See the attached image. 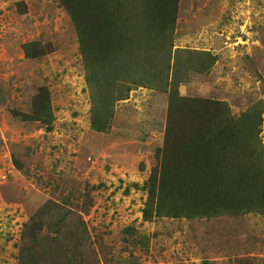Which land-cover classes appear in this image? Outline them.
I'll return each mask as SVG.
<instances>
[{
  "label": "rangeland",
  "instance_id": "obj_1",
  "mask_svg": "<svg viewBox=\"0 0 264 264\" xmlns=\"http://www.w3.org/2000/svg\"><path fill=\"white\" fill-rule=\"evenodd\" d=\"M176 50L214 61L198 69ZM170 51L180 97L221 102L233 117L260 103L264 147V0H178ZM172 82L132 90L97 132L64 8L0 0V264H264L262 213L144 220ZM43 98L50 123L24 118Z\"/></svg>",
  "mask_w": 264,
  "mask_h": 264
},
{
  "label": "trees",
  "instance_id": "obj_2",
  "mask_svg": "<svg viewBox=\"0 0 264 264\" xmlns=\"http://www.w3.org/2000/svg\"><path fill=\"white\" fill-rule=\"evenodd\" d=\"M57 1L75 29L93 130L108 131L115 103L127 99L129 92L167 86L172 76L158 177L143 187L149 193L144 220L151 214L186 219L264 214L260 103L233 117L226 104L178 95L184 73L177 59L171 65L168 58L178 0ZM175 56L195 58L198 69L214 61L207 53L176 50ZM42 100L36 114L23 117L50 123L49 102Z\"/></svg>",
  "mask_w": 264,
  "mask_h": 264
}]
</instances>
